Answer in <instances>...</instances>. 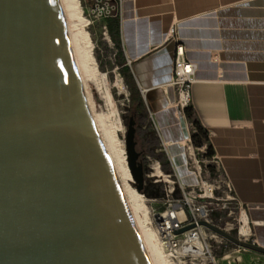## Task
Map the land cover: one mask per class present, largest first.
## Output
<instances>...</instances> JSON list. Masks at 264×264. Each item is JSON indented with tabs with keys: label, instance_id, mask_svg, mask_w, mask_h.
Returning <instances> with one entry per match:
<instances>
[{
	"label": "water",
	"instance_id": "1",
	"mask_svg": "<svg viewBox=\"0 0 264 264\" xmlns=\"http://www.w3.org/2000/svg\"><path fill=\"white\" fill-rule=\"evenodd\" d=\"M135 129L130 117L126 151L140 190ZM198 223L264 254L258 243ZM0 264H152L56 0H0Z\"/></svg>",
	"mask_w": 264,
	"mask_h": 264
},
{
	"label": "crops",
	"instance_id": "2",
	"mask_svg": "<svg viewBox=\"0 0 264 264\" xmlns=\"http://www.w3.org/2000/svg\"><path fill=\"white\" fill-rule=\"evenodd\" d=\"M118 31L124 63L183 184L197 178L188 166L189 123L167 83L177 40L197 62L190 104L264 246V0H121Z\"/></svg>",
	"mask_w": 264,
	"mask_h": 264
},
{
	"label": "rangeland",
	"instance_id": "3",
	"mask_svg": "<svg viewBox=\"0 0 264 264\" xmlns=\"http://www.w3.org/2000/svg\"><path fill=\"white\" fill-rule=\"evenodd\" d=\"M78 4L82 20L76 22L77 36L87 61L84 66V81L93 107L98 114L102 113L105 121H108L107 123L110 122V125L113 124L112 126H115L114 122L116 119L120 120L122 129L119 130V139L124 141L125 147L130 117H133L135 121V149L139 152L137 160L143 164L144 181L140 190L136 188L133 178L131 184L140 192L139 202L143 207L140 209L139 214L142 222L152 231L156 238V240L154 238V242H156L155 244L159 248L160 254H162L160 263L162 261L163 264H213L211 256L207 252L205 253V246L199 254L188 255L183 252L182 248L186 247V242L182 245L185 231L177 232V230L186 224L176 230V237L179 238L182 248L180 246L177 251H172L165 248L162 244L158 228L159 219L156 215L159 212L163 211V214L168 211L171 208V204L182 197V193L175 173L170 176L169 172L162 168L160 161L153 154V152L160 149L164 150V146L158 133H156L159 138V144L155 146V149L152 147L156 136L152 133V130L156 128L154 123L151 122L148 106H146V109L150 122L148 119L143 121L144 110L139 114H135L129 101L128 88L117 66L116 45L106 25L108 16L116 14L119 18L117 2L116 0H78ZM104 114L108 116V119ZM142 128H145L147 132L143 133L141 131ZM146 137L148 139L145 141L144 138ZM216 172L214 176L210 177V180L218 185L215 189L216 197L206 202L208 216H200V218L208 219L243 239L252 240V235L240 234L242 223L239 221V208L234 199L230 197L229 192L225 190L223 172L218 167H216ZM169 189L171 191H167ZM166 192L169 193L166 194ZM199 201L203 202L202 200H197L196 203ZM216 212L217 218L214 217ZM243 214L241 213L240 220ZM199 233L209 244L212 254L218 259L217 264H264V254L261 252L238 246L204 225H202Z\"/></svg>",
	"mask_w": 264,
	"mask_h": 264
},
{
	"label": "built area",
	"instance_id": "4",
	"mask_svg": "<svg viewBox=\"0 0 264 264\" xmlns=\"http://www.w3.org/2000/svg\"><path fill=\"white\" fill-rule=\"evenodd\" d=\"M116 2L120 12L121 0H116ZM173 30L174 28H171L172 32ZM196 69H197V62H195L192 59H189L185 55L184 44L180 40H177L175 45L174 58H173L172 76L167 81V83L173 84L176 88V93H177L176 105L178 108L177 112L181 116L186 117L184 107L190 104L189 90L192 82L196 80ZM205 148H206V144H203L198 148L194 147V150L188 154V166L195 172L197 180L192 184H183L178 180L182 197L171 204V208L169 210L172 216H170L168 222H165L163 224L162 220L160 219V215L162 214L163 211L158 213V219H159L158 228H159L162 244L165 246V248L172 251H177L180 248V246L182 248V245H184L186 242L187 234L190 231L192 234L194 233L198 235L200 238L201 249L204 248L205 246V253L207 252L211 256V260L213 264H217L218 259L212 254L209 244H207V242L201 237V234L199 233L202 224H199L198 220L205 219V218H200V216L202 217L208 216L206 202L216 197L215 189L218 187V185L215 182L210 180V177L214 176L217 172L214 175H212L210 170L206 167V164L210 162L215 164V167L221 169L220 160L215 154H213L211 157H207L201 154L205 151ZM158 166H159V162H158ZM204 171L205 173H203ZM169 175L171 176L172 174L169 173ZM225 190L229 192L230 197L234 199V202H236L239 208V221L241 222L240 215L242 212H244V208L242 207L240 201L236 198L231 183L229 180L226 179V177H225ZM167 191H171V189ZM168 193L169 192H166V194ZM197 200H202L203 202L199 201L198 203H196ZM179 212L181 213L180 215L178 214ZM205 220L211 222L208 219ZM192 222H195V225L189 229L184 230L185 231L184 242L182 245H180L179 238L176 237L177 235L176 230L181 226H183L184 224H189ZM247 225L249 228V233L247 235L248 236L252 235L251 237L252 240L250 241L256 243V240L253 237L252 230L248 221H247ZM183 252H185L188 255L196 254L191 249H186V250L183 249Z\"/></svg>",
	"mask_w": 264,
	"mask_h": 264
},
{
	"label": "bare ground",
	"instance_id": "5",
	"mask_svg": "<svg viewBox=\"0 0 264 264\" xmlns=\"http://www.w3.org/2000/svg\"><path fill=\"white\" fill-rule=\"evenodd\" d=\"M56 1L70 41L74 59L76 61L78 72L84 87V91L88 100L90 110L92 112V116L100 133L101 139L105 145V148L117 172L124 196L126 198L130 210V214L133 218L134 224L137 228V231L140 235V238L143 242V245L146 249V252L149 256L151 263L159 264L162 254H160L159 248H157L155 244L156 242H154L155 237L152 231L142 222L139 214L140 209H142L143 206L139 202L140 192L131 184V180H133L132 179L133 176L128 165V155H127L125 143L124 141H121L119 139V130L122 129L120 120L116 119V121L114 122L115 126H112L113 124L110 125V122L107 123L108 121L107 122L105 121L102 113L98 114L97 111H95L92 101L86 90V85L84 81L85 80L84 66L87 61L84 51H82L83 49L80 47L79 38L77 36L78 29L76 22L82 20L79 14L80 7L78 4V0H56ZM105 117L108 119V116ZM178 214L180 215L181 213L179 212ZM242 214H243L241 218L242 226H241L240 234L247 235L249 233V228L247 225L248 218L245 212H242ZM170 216H172V214H170V210L161 214L160 219L162 220V223L164 224L165 222H168ZM187 237L188 239L186 241V247H183V249L184 250L191 249L196 254L201 253L199 236L194 233L192 234L190 231ZM160 264H163L162 261Z\"/></svg>",
	"mask_w": 264,
	"mask_h": 264
},
{
	"label": "trees",
	"instance_id": "6",
	"mask_svg": "<svg viewBox=\"0 0 264 264\" xmlns=\"http://www.w3.org/2000/svg\"><path fill=\"white\" fill-rule=\"evenodd\" d=\"M106 25L108 27V31L114 41V44L116 45V61L117 66L119 68L120 73L122 74L123 80L128 88L129 91V101L132 105L135 114L141 113L142 110L145 112L143 113V121L149 120V115L147 111V105L144 101V98L142 96V93L140 91V88L138 86V83L134 77V74L130 68V66L125 62V57L123 55L121 45H120V39H119V31H118V16L117 15H110L108 18H106ZM186 118L189 122L190 127V139L194 147L198 148L202 146L203 144H206L205 151L201 153L202 155H205L207 157H211L214 154V149L212 144L209 141L208 131L207 129L202 125L200 122L198 116L195 113V110L191 104H188L184 107ZM152 122V121H151ZM143 123V122H142ZM141 131L147 132V130L144 128L141 129ZM152 133L155 136L153 141V149H155V146L159 144V138L157 136L156 129L152 130ZM148 137L144 138L146 141ZM154 156L160 161V164L162 165V168L166 171L174 175L173 166L166 154V152L162 149L153 152ZM206 167L210 170L211 174L214 175L216 173V167L215 164L208 162L206 164ZM214 217L217 218V212L214 214Z\"/></svg>",
	"mask_w": 264,
	"mask_h": 264
}]
</instances>
